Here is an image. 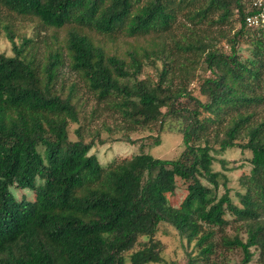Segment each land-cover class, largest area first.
Segmentation results:
<instances>
[{"label": "trees", "instance_id": "16d2710c", "mask_svg": "<svg viewBox=\"0 0 264 264\" xmlns=\"http://www.w3.org/2000/svg\"><path fill=\"white\" fill-rule=\"evenodd\" d=\"M249 7L248 0H0V28L12 51L0 52V264L157 263L160 223L193 243L187 264L208 263L217 232L220 246L240 250L238 264H248L253 251L264 264V116L254 117L264 105V29L244 24ZM15 20L34 23L35 34L16 44ZM203 23L220 28L227 52L194 37ZM43 30L50 40L62 36L64 53L45 41L41 59L34 58ZM96 35L147 43L130 42L117 53ZM65 58L129 126L175 125L178 156L139 151L100 165L89 153L93 140L83 141L79 128L70 140L68 123L79 122L74 84L63 90L53 83ZM187 63L207 73L197 92L181 75ZM214 145L249 152L238 204L224 174L211 168ZM177 181L185 193L171 206ZM11 186L31 198L16 199ZM233 222L242 225L243 239L223 233Z\"/></svg>", "mask_w": 264, "mask_h": 264}, {"label": "rangeland", "instance_id": "374dc122", "mask_svg": "<svg viewBox=\"0 0 264 264\" xmlns=\"http://www.w3.org/2000/svg\"><path fill=\"white\" fill-rule=\"evenodd\" d=\"M1 17L4 16V12L0 11ZM34 23L24 24L17 20L13 21V40L16 44L20 43L22 37H31L36 32ZM177 27V26H176ZM189 27H191L189 25ZM221 27V26H220ZM223 26L222 28H224ZM236 25H234V28ZM219 27H209L205 23L201 25H195L193 34L194 37H200L204 41H208L210 38L216 47L223 48L226 52L228 48L226 43L218 37L217 33ZM182 29L174 30V34L179 35ZM202 30H207L208 37L204 39ZM51 35L48 31H41V41L37 39L33 43L37 46L35 50L34 58L41 59L43 47L45 41H49L48 45L51 49L58 47L59 52L64 53L63 45L61 43V35L57 36L55 40L49 38ZM170 36V35H169ZM97 41L100 46L105 50L122 52L127 43H147L143 38H132L126 36H116V40H111L110 36L96 35ZM168 37V36H167ZM123 38L125 40H119ZM44 39V42H43ZM28 49L32 50V43H29ZM0 52L5 55H12L10 49V43L6 38L5 32L0 28ZM240 54L245 56L243 50ZM187 69L181 73L186 76L184 80L186 87L193 92H197V86L200 78L203 75H207L206 72L198 65L194 63L186 64ZM152 76L155 74V70L146 68L145 72ZM187 73V74H186ZM143 75V74H142ZM54 88L59 86L66 90L70 85L74 84V98L76 109L78 110L79 122H69L67 125V134L70 140H75L77 135L75 129L79 128V134L83 141L87 142L92 139L93 143L89 150V153H93L100 165H104L106 162L113 158H119L122 156H128L139 151L146 152L153 157L171 159L178 156L183 148L181 142V135L176 130V126L169 124L164 125L162 130H150L141 127H132L123 122L119 115L112 109L111 104L106 101H98L95 96L90 92L82 80L78 78L67 66L66 58L56 68V76L53 79ZM264 116V105L255 108L254 117L259 120ZM40 147H38L39 149ZM212 151L213 161L211 168L214 171L221 172L226 178V186L228 188V196L230 200L238 204L237 194L242 192V188L239 184V176L249 170V152L247 150L239 149L236 147L226 148L219 151L217 146H213ZM10 190L16 199L20 197L31 198L32 194L28 190H20L14 186L10 187ZM222 192V188L219 187L218 193ZM185 193V186L180 181H177V187L174 193L167 197L168 203L171 206H177L181 201ZM227 218H231L227 215ZM232 222V221H230ZM224 234L227 236L237 235L240 238L245 237L243 227L240 223L233 222L224 228ZM217 232L213 236V251L209 255L208 263L212 264L213 261H224L226 264H238L241 258V252L238 248L227 249L219 244ZM154 239L160 242V256L161 261L157 263L148 264H187L188 259L195 254L193 243L187 244L177 232L168 224L160 223L158 230L154 235ZM252 250V248H251ZM127 264V263H125ZM248 264H262L258 260L257 251H253V255Z\"/></svg>", "mask_w": 264, "mask_h": 264}, {"label": "built area", "instance_id": "2783aa9c", "mask_svg": "<svg viewBox=\"0 0 264 264\" xmlns=\"http://www.w3.org/2000/svg\"><path fill=\"white\" fill-rule=\"evenodd\" d=\"M250 7L246 9L244 24L253 29H264V0H248Z\"/></svg>", "mask_w": 264, "mask_h": 264}]
</instances>
